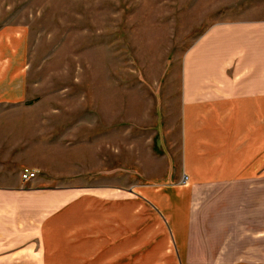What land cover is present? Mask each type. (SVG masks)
Wrapping results in <instances>:
<instances>
[{
	"label": "rangeland",
	"instance_id": "374dc122",
	"mask_svg": "<svg viewBox=\"0 0 264 264\" xmlns=\"http://www.w3.org/2000/svg\"><path fill=\"white\" fill-rule=\"evenodd\" d=\"M245 23L264 25V0H0L2 80L15 89L19 68L23 92L0 102V183L29 167L42 188L117 194L118 203L143 186L174 183L184 59L212 27ZM122 205L106 213L126 219ZM150 207L134 217L150 218L151 235L119 225V242L130 233L134 249L164 248ZM109 224L91 231L86 248L110 234ZM40 241L32 236L21 249L42 250Z\"/></svg>",
	"mask_w": 264,
	"mask_h": 264
},
{
	"label": "crops",
	"instance_id": "0c3cea01",
	"mask_svg": "<svg viewBox=\"0 0 264 264\" xmlns=\"http://www.w3.org/2000/svg\"><path fill=\"white\" fill-rule=\"evenodd\" d=\"M23 50L14 55L19 65ZM4 61L0 53V102L23 96L19 68L15 89H6ZM181 105V170L172 184L143 186L118 203L117 194L42 188L35 179L26 187L21 176L0 183V264H264V25L208 30L184 59ZM120 205L128 218L106 213ZM150 205L164 248L134 249L130 233L119 242V225L151 235L150 218L134 217L135 208L151 214ZM107 222L110 234L86 248ZM32 236L42 250L21 249Z\"/></svg>",
	"mask_w": 264,
	"mask_h": 264
},
{
	"label": "built area",
	"instance_id": "2783aa9c",
	"mask_svg": "<svg viewBox=\"0 0 264 264\" xmlns=\"http://www.w3.org/2000/svg\"><path fill=\"white\" fill-rule=\"evenodd\" d=\"M21 177L25 181L33 180L37 177V171L32 168L25 167L21 172ZM185 179H187V177H185Z\"/></svg>",
	"mask_w": 264,
	"mask_h": 264
}]
</instances>
